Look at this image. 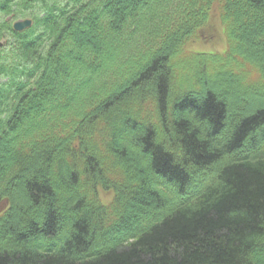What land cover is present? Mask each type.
Returning <instances> with one entry per match:
<instances>
[{
  "label": "trees",
  "instance_id": "obj_1",
  "mask_svg": "<svg viewBox=\"0 0 264 264\" xmlns=\"http://www.w3.org/2000/svg\"><path fill=\"white\" fill-rule=\"evenodd\" d=\"M0 41V264H264V0H0Z\"/></svg>",
  "mask_w": 264,
  "mask_h": 264
},
{
  "label": "rangeland",
  "instance_id": "obj_2",
  "mask_svg": "<svg viewBox=\"0 0 264 264\" xmlns=\"http://www.w3.org/2000/svg\"><path fill=\"white\" fill-rule=\"evenodd\" d=\"M228 47V41L227 36L225 33V29L221 20V13L220 8L218 5H215L210 13V18L208 21V24L204 26L197 35L190 40L185 50L188 52H199V53H224ZM150 86H152L150 84ZM224 90V89H222ZM221 88L215 89L219 95H222L223 91ZM223 96V95H222ZM259 99H250L249 100V108L255 107L258 105H264V100ZM235 105L234 100L229 101V106L232 107V111H235V108H233L232 105ZM209 172V171H208ZM207 175H211V173H207ZM206 175V176H207ZM204 177L202 176L201 181H204ZM98 194L101 199V202L104 204H109L114 196L115 192L113 190H105L102 186L98 188ZM49 244L50 247H57L58 243L52 242V241H45L44 245Z\"/></svg>",
  "mask_w": 264,
  "mask_h": 264
},
{
  "label": "water",
  "instance_id": "obj_3",
  "mask_svg": "<svg viewBox=\"0 0 264 264\" xmlns=\"http://www.w3.org/2000/svg\"><path fill=\"white\" fill-rule=\"evenodd\" d=\"M33 24V21L31 18L18 20L14 23V28L16 30L22 31L27 28H29ZM0 45H2V42H0Z\"/></svg>",
  "mask_w": 264,
  "mask_h": 264
}]
</instances>
